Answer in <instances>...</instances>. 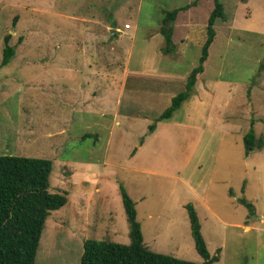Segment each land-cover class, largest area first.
I'll use <instances>...</instances> for the list:
<instances>
[{
    "label": "rangeland",
    "instance_id": "obj_1",
    "mask_svg": "<svg viewBox=\"0 0 264 264\" xmlns=\"http://www.w3.org/2000/svg\"><path fill=\"white\" fill-rule=\"evenodd\" d=\"M195 1L0 0V157L51 160L50 191L68 198L46 223L36 264H81L88 240L129 245L122 188L136 204L149 250L203 262L184 206L191 204L211 256L219 255L215 264H264V149L247 155L244 143L251 128L264 140V0H221L228 20L216 22L217 37L195 89L205 105L191 110L193 96L149 133L199 65L213 0L193 8L187 24L181 16L176 54L160 52L165 13ZM8 34L16 55L2 67ZM73 74L97 94L100 131L74 137L82 141L64 152L42 154L53 140L25 137L28 116L35 113L38 131L43 120L54 121L64 77L66 97H77ZM132 76H142L134 78L142 95L156 87L153 77L172 82L164 102H154L149 113L119 111L122 84ZM43 83L50 86L41 92ZM134 87L131 81L128 93ZM47 88L54 95L31 101ZM90 127L84 123L76 134ZM240 199L255 206V216Z\"/></svg>",
    "mask_w": 264,
    "mask_h": 264
},
{
    "label": "trees",
    "instance_id": "obj_2",
    "mask_svg": "<svg viewBox=\"0 0 264 264\" xmlns=\"http://www.w3.org/2000/svg\"><path fill=\"white\" fill-rule=\"evenodd\" d=\"M201 1L196 0L184 8L165 13L160 28V34L164 37V45L161 49L164 55L176 54L175 32L178 22L183 16L182 23L187 24L189 12ZM213 1L214 9L208 19L207 40L202 47L199 65L190 73L185 90L176 95L170 107L149 126L150 135L156 131L158 123L171 120L174 114L191 99L199 75L205 72L210 48L217 37L216 22L228 20L221 0ZM17 21L18 17L13 20L14 26ZM11 39V34L4 39L2 67L8 66L16 55V46L11 44ZM86 137L91 135L84 136L82 140ZM244 143L247 155L264 148V140L253 128L245 136ZM52 169L53 162L49 159L0 157V264H36L40 241L49 217L52 212L61 210L68 203L66 193L50 191ZM122 197L130 229V244L88 240L84 243L81 264H215L219 262V255L211 256L208 250L193 205H186V209L195 249L203 259L202 263L189 262L149 250L144 244V234L137 218L136 204L123 188ZM239 202L249 209L251 217L256 215L252 203L244 199H240Z\"/></svg>",
    "mask_w": 264,
    "mask_h": 264
},
{
    "label": "crops",
    "instance_id": "obj_3",
    "mask_svg": "<svg viewBox=\"0 0 264 264\" xmlns=\"http://www.w3.org/2000/svg\"><path fill=\"white\" fill-rule=\"evenodd\" d=\"M128 30H130V29H128ZM162 47H161V49H162ZM160 52H161V50H160ZM111 72H112V70H111ZM129 72H130V69L127 71V73H129ZM135 77H137V76H132L133 79H131V81H133L134 85H135L134 91L128 93V89H129V85H130L131 81L129 82V84H128V81H124V83L122 84V86H123V99L121 101H119V104H120L119 105V111L121 109V106H123V113L124 114H129L132 110H133V112H136L138 110L140 112L149 113L150 111L153 110V106H155L154 102H157L158 100H162L160 102V104H162L164 102V100L166 99L165 91L167 89V86L169 84H171L172 82L166 83V82L162 81L161 79H159L158 77L152 76L156 82L155 86L157 88L153 87L154 89H148L145 93H143L145 95H142V93H140V91H138L139 85H138V82L134 79ZM139 77H142V76H138L137 78H139ZM152 77H150V78H152ZM69 78H72V79H74L75 82H77V86H74L72 88V91L75 92L77 97H75L74 99H69L68 97H66L65 93H66L68 88L65 84L66 77H64L63 82L60 84L61 87H59L57 89L56 98H57L58 102L55 103V106H58V110L53 109L52 119L54 121L50 122L49 119L43 120V122L40 125V130L38 131L37 127L34 124L35 113L31 112V114L28 116V123H29L28 126L29 127L27 128V131L25 132V134H26L25 137L30 136L31 138H33L36 136H45L48 140H53V141L48 143V145H47L48 150L45 149V146L42 147V149L44 148L41 151L42 154H49L50 149H54V150L56 149L60 152H64L65 149L67 148V146L70 145L73 141L74 142L81 141V139L74 138V137L79 136L82 138L83 136L94 134L93 131L90 132L91 130L100 131V128L98 126V121L101 118L98 117L99 114L97 116V113H99V111L97 110V105H96V102L94 101L95 98L97 97L96 96L97 94L95 92H92L93 91L92 89H88L87 87L83 88L81 80H80V76L73 74ZM176 78L177 77H173V78L170 77L169 79H170V81H172V80L175 81ZM169 79L166 81H169ZM198 81H199V78H198ZM49 86H48V84H44V86L41 89V92H44L45 88L49 87ZM196 86H197V84H196ZM196 86H195V89H196ZM195 89H194L193 96L196 99V103L193 104V102H192V104L190 106L191 110L192 109L195 110V108H197L198 106H204L205 102H206L204 98H200V95H197V91H195ZM206 90H207V88H206ZM126 94H127V96H126ZM50 95H54V94L47 88L45 94H42V96L38 99L33 97V99L31 101L34 103L43 102L44 99ZM192 97H191V99H192ZM105 99H106V102H108L107 97H105ZM67 106H71L72 109L66 110L65 108ZM55 112H57V113H55ZM64 112H66V113H64ZM60 113H62L63 115L62 116L58 115ZM191 113L192 112H190V113L188 112V115H191ZM101 115H103V114H101ZM201 117H203V116H201ZM56 122H57V125L55 124ZM84 123H88L89 126H91L88 129V131H86L87 133H85L84 135H82L81 133L76 134L77 128H79ZM96 134H99V132ZM70 139H72V140H70ZM99 141H100V139H99ZM254 152H252V153H254ZM74 165L76 166L77 163H75ZM145 173H148V172L145 171ZM183 181L184 182H182L181 184H183L186 189L194 191L190 182H188L187 180H183ZM184 206H186V205H184ZM246 229L250 230L251 227L246 226L245 230Z\"/></svg>",
    "mask_w": 264,
    "mask_h": 264
},
{
    "label": "water",
    "instance_id": "obj_4",
    "mask_svg": "<svg viewBox=\"0 0 264 264\" xmlns=\"http://www.w3.org/2000/svg\"><path fill=\"white\" fill-rule=\"evenodd\" d=\"M112 31V36L114 37V35H115V33L117 32V31H115V30H111Z\"/></svg>",
    "mask_w": 264,
    "mask_h": 264
},
{
    "label": "built area",
    "instance_id": "obj_5",
    "mask_svg": "<svg viewBox=\"0 0 264 264\" xmlns=\"http://www.w3.org/2000/svg\"><path fill=\"white\" fill-rule=\"evenodd\" d=\"M126 29H130V26H129V25H127V26H126Z\"/></svg>",
    "mask_w": 264,
    "mask_h": 264
}]
</instances>
